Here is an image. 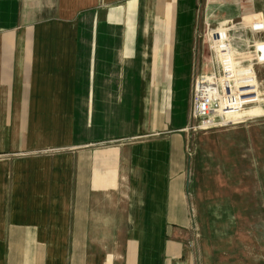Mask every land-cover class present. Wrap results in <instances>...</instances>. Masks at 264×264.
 <instances>
[{"label":"crops","instance_id":"crops-1","mask_svg":"<svg viewBox=\"0 0 264 264\" xmlns=\"http://www.w3.org/2000/svg\"><path fill=\"white\" fill-rule=\"evenodd\" d=\"M251 12L264 0H0V264H264L257 195L190 130L199 18L245 19L241 51L264 44Z\"/></svg>","mask_w":264,"mask_h":264},{"label":"rangeland","instance_id":"rangeland-1","mask_svg":"<svg viewBox=\"0 0 264 264\" xmlns=\"http://www.w3.org/2000/svg\"><path fill=\"white\" fill-rule=\"evenodd\" d=\"M246 17L248 18H258L260 22L264 24V16L259 12H251ZM245 17V18H246ZM246 26L245 19L238 20L229 25V28H224V30H232L233 27ZM223 30V28H221ZM212 22L205 21V19L199 18V25L197 28L198 39L197 42L200 45L201 52L204 54L203 66L195 69L193 72L195 78L206 76L211 72L210 67V56L208 55L207 47V36L210 31L221 30ZM251 34L262 33L263 29L252 31L249 28ZM249 37H250V33ZM256 42H253L255 45ZM251 48L244 47L241 51L234 50L235 53L246 60L250 59ZM250 50V51H249ZM257 54L260 61H264V47L258 46ZM255 75L257 78L260 100L257 104L248 106L243 113L233 118H226L222 120V123L246 121L243 123H238L227 127H214L212 129L203 130L198 129V122L195 121L192 116L191 119V133L192 135H203L205 133L212 132L213 139L212 144H218L223 149L225 164V175L231 174L234 177H238L241 180L240 190H249L251 193H255L257 196L256 202V215L252 216L254 222L257 225L264 223V72H257L255 67ZM193 90V85L191 87V92ZM192 114V110H191ZM217 137V138H216ZM209 141V144L211 143ZM192 155L195 156L194 146L192 147ZM229 164V165H228ZM247 202V200L245 201ZM247 222V221H246Z\"/></svg>","mask_w":264,"mask_h":264},{"label":"built area","instance_id":"built-area-1","mask_svg":"<svg viewBox=\"0 0 264 264\" xmlns=\"http://www.w3.org/2000/svg\"><path fill=\"white\" fill-rule=\"evenodd\" d=\"M251 19L253 26L260 22L258 18ZM258 46L264 44L256 43L250 47V59L246 60L235 53L228 30L209 32L207 47L211 72L193 81L191 116L198 122V129L227 127L247 121L222 123L223 119L240 115L260 100L255 67L263 61L258 58Z\"/></svg>","mask_w":264,"mask_h":264}]
</instances>
